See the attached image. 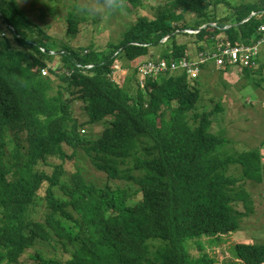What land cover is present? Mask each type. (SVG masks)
<instances>
[{"label": "trees", "instance_id": "trees-1", "mask_svg": "<svg viewBox=\"0 0 264 264\" xmlns=\"http://www.w3.org/2000/svg\"><path fill=\"white\" fill-rule=\"evenodd\" d=\"M124 1L132 20L98 49L58 45L17 0H0V264H213L203 239L235 232L245 215L237 203L248 208L241 183L264 184L263 140L223 154L227 139L212 128L221 106L203 110L186 72L148 77L143 87L136 69L125 84L114 78L119 61L252 43L264 0H165L151 14L139 13L143 0ZM85 18L68 14L67 32ZM242 70L260 75L264 90V62ZM96 123L97 138L82 134ZM77 149L126 184L100 186L78 167L67 175ZM235 253L232 264H264V242H237Z\"/></svg>", "mask_w": 264, "mask_h": 264}, {"label": "rangeland", "instance_id": "rangeland-1", "mask_svg": "<svg viewBox=\"0 0 264 264\" xmlns=\"http://www.w3.org/2000/svg\"><path fill=\"white\" fill-rule=\"evenodd\" d=\"M17 1L26 10L31 20L47 31L49 36L61 46L92 43L95 48L104 49L109 42L119 40L125 23L130 22L135 13L134 10L127 11L125 8L127 3L124 0ZM163 1L165 0H143L139 13L151 14V6ZM228 1L231 5H236L254 0ZM112 4L115 8L111 7ZM221 10L227 11L225 7ZM70 13L76 17L83 15L86 17L77 33L67 32L66 17ZM190 17L191 14H187V18ZM190 44L195 49L193 42ZM53 62L54 60L49 63V66H54ZM123 62H127V65L120 64ZM135 65L136 63L131 61H119L114 70L116 82L125 84L126 77L135 73ZM44 70L47 72L46 69ZM228 77L232 78L231 75ZM134 84L136 85L135 82ZM228 84L229 86L222 85V81L216 76V78H209L207 85L200 89V104L203 110L212 109L217 104L222 108L212 116V128L216 135L227 139L221 150L223 154L225 151L226 154H233L257 147L264 138V90L259 87L257 82L247 77L241 78V80L232 79ZM74 108L75 115L80 121H84L86 117L81 105L75 102ZM80 130L82 134L94 139L101 134L103 124L84 125ZM68 153H72L71 150ZM67 166L69 171L67 175L74 167H78L89 181L100 186L104 183L113 187L126 184L123 180H108L104 173L97 171L82 149L76 150L74 162L68 163ZM241 184L244 187L245 196H247L248 208L243 201L236 205L237 209L245 212L240 227L235 232L223 234L219 238L213 236L203 239L213 264H232V262L238 261L235 253L237 242H264V184H257L253 181ZM43 210V208L38 210V216L41 218ZM187 244L186 250L192 255L197 254V243L188 241Z\"/></svg>", "mask_w": 264, "mask_h": 264}, {"label": "built area", "instance_id": "built-area-1", "mask_svg": "<svg viewBox=\"0 0 264 264\" xmlns=\"http://www.w3.org/2000/svg\"><path fill=\"white\" fill-rule=\"evenodd\" d=\"M211 24L215 25V23ZM184 31L196 32V30L191 29H185ZM258 31L261 36L252 43L231 45L220 42L204 50H198L195 53L177 59H163L156 55L139 60L135 65L137 83L143 87L146 78H155L169 71L174 73L186 72L188 77L193 79L199 75L202 67L209 61H212L218 68L253 69L259 66L260 62H264V22L259 25ZM166 38L164 37L161 42H164ZM216 38H219V35ZM115 67L117 68V66ZM43 73H45V70H43ZM261 160L264 163V140Z\"/></svg>", "mask_w": 264, "mask_h": 264}, {"label": "crops", "instance_id": "crops-1", "mask_svg": "<svg viewBox=\"0 0 264 264\" xmlns=\"http://www.w3.org/2000/svg\"><path fill=\"white\" fill-rule=\"evenodd\" d=\"M242 72V74H241ZM243 70H239L237 68H218L214 65V63L212 61L207 62L201 69L199 75L194 78L195 83L197 85H199V88L203 89L207 83L209 78L214 77L216 78V76L219 77V79L222 81V85L224 86H229V81H232V79H240L246 77L245 73H243ZM231 75L232 78H229L228 76ZM247 78L249 79H253L254 81L256 80L257 82L260 81L261 76L260 75H256V74H250ZM256 85V84H255ZM208 93V92H207ZM219 104H217L218 106ZM220 106V105H219ZM222 108H220L221 110ZM219 110V111H220Z\"/></svg>", "mask_w": 264, "mask_h": 264}, {"label": "water", "instance_id": "water-1", "mask_svg": "<svg viewBox=\"0 0 264 264\" xmlns=\"http://www.w3.org/2000/svg\"><path fill=\"white\" fill-rule=\"evenodd\" d=\"M255 13L254 12H252L251 14H250V16H252V15H254Z\"/></svg>", "mask_w": 264, "mask_h": 264}, {"label": "bare ground", "instance_id": "bare-ground-1", "mask_svg": "<svg viewBox=\"0 0 264 264\" xmlns=\"http://www.w3.org/2000/svg\"><path fill=\"white\" fill-rule=\"evenodd\" d=\"M256 40V39H255ZM263 140H264V138H263Z\"/></svg>", "mask_w": 264, "mask_h": 264}]
</instances>
